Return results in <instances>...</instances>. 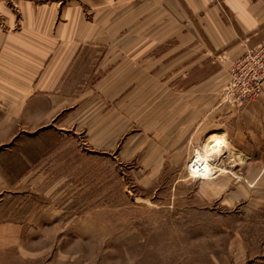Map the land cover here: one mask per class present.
<instances>
[{"label":"crops","instance_id":"1","mask_svg":"<svg viewBox=\"0 0 264 264\" xmlns=\"http://www.w3.org/2000/svg\"><path fill=\"white\" fill-rule=\"evenodd\" d=\"M262 42L264 0H0V154L52 129H82L89 143L105 145L118 134L102 125L94 137L91 126L144 121L152 91L157 141L135 151L158 158L147 170L161 171L194 141L226 137L258 184L264 93L235 109L223 91L232 61ZM5 170L0 186L9 187ZM51 219L36 237L22 223L0 222V264H94L93 244L137 241L113 217Z\"/></svg>","mask_w":264,"mask_h":264},{"label":"rangeland","instance_id":"2","mask_svg":"<svg viewBox=\"0 0 264 264\" xmlns=\"http://www.w3.org/2000/svg\"><path fill=\"white\" fill-rule=\"evenodd\" d=\"M151 94L142 122L134 115L120 126L94 121V137L102 125L118 134L105 145L89 143L82 129H52L3 149L2 180L10 184L0 186V222L22 223L36 237L51 229L55 214L64 223L96 215L136 235L125 247L93 244L94 264H264V179H247L248 158L226 137L194 141L161 171L147 170L158 159L141 155L157 141ZM202 160L210 167L197 169Z\"/></svg>","mask_w":264,"mask_h":264},{"label":"built area","instance_id":"3","mask_svg":"<svg viewBox=\"0 0 264 264\" xmlns=\"http://www.w3.org/2000/svg\"><path fill=\"white\" fill-rule=\"evenodd\" d=\"M229 81L223 97L233 107H241L255 101L264 90V42L248 48L230 64Z\"/></svg>","mask_w":264,"mask_h":264},{"label":"bare ground","instance_id":"4","mask_svg":"<svg viewBox=\"0 0 264 264\" xmlns=\"http://www.w3.org/2000/svg\"><path fill=\"white\" fill-rule=\"evenodd\" d=\"M217 137H215V138H213V139H216ZM210 162L211 161H206V160H202V161H199V162H196V164H197V169H199L200 167L201 168H204V167H206V166H208L209 165V167H210Z\"/></svg>","mask_w":264,"mask_h":264}]
</instances>
